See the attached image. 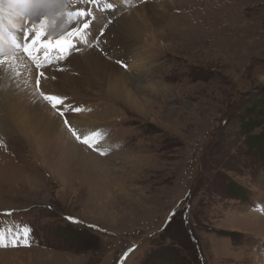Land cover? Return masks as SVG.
I'll return each mask as SVG.
<instances>
[{"label": "rangeland", "instance_id": "rangeland-1", "mask_svg": "<svg viewBox=\"0 0 264 264\" xmlns=\"http://www.w3.org/2000/svg\"><path fill=\"white\" fill-rule=\"evenodd\" d=\"M16 1L24 9L0 0L7 38L38 22L35 0ZM107 2L113 7L70 5L92 8L95 18L65 59L53 51L39 69L42 90L84 109L68 119L81 134L98 132L106 155L77 144L46 102L27 106L37 69L16 52L24 102L16 126L0 96V135L12 124L0 143V229L30 228V246L0 249V264H114L126 243L138 245L122 264H264V0ZM42 7L47 35L77 26L63 7ZM133 10L130 31L140 35L131 57L140 68L118 65L138 79L113 82L111 92L95 60L81 58L91 50L114 59L106 39L97 47L101 26L129 21ZM124 34L121 45L133 38ZM34 55L44 59L42 50ZM25 70L28 83L19 78Z\"/></svg>", "mask_w": 264, "mask_h": 264}, {"label": "snow or ice", "instance_id": "snow-or-ice-1", "mask_svg": "<svg viewBox=\"0 0 264 264\" xmlns=\"http://www.w3.org/2000/svg\"><path fill=\"white\" fill-rule=\"evenodd\" d=\"M40 7H37L33 12V17L35 21H25V24H30V27H22L20 31L22 35L18 38L15 34L10 36L11 45L13 47V56L12 60L16 59L15 53L17 51H22L35 65L37 69V75L35 79V89L36 95L38 98L46 102L51 109H53L57 115L62 119L63 127L70 134L71 138L80 145H83L92 151L98 152L99 155H106V152L100 149L96 143V137L99 136L98 132H91L88 134H81L76 128L73 127L71 121L68 119L67 112L80 113L84 111L83 108L79 106H71L67 104V98L61 96L60 94H49L42 90V78H46V74L42 71H39L40 68L44 67L46 64H51L53 51L58 53V60L65 59L64 53L71 51L73 48L72 38L78 35H81L83 31L87 30L92 23V20L89 19L95 18L93 15V9L88 7H77L75 10H67L70 5L76 3V0H35ZM148 0H139V3L146 4ZM46 3H55L60 7L66 9L63 13L64 16L68 18L67 23H71L73 18L77 20V26L73 27L70 31L63 33L62 35L55 37L53 35H47V14L44 11L42 5ZM80 4L83 5H95L102 6V8L110 9L113 7L111 3H108L107 0H79ZM112 23L111 20H105L100 29V35H104V30L109 27ZM52 27H56V21H52ZM47 35V38L44 37ZM41 50L44 51V59H39L38 56L34 53H38ZM6 62H9V57L6 53H3L2 48H0V65H4ZM123 68H127V63L119 58L115 61ZM53 79H55L53 77ZM5 215H12V212H6ZM68 219L74 223H78L72 217ZM31 229L24 227L13 231L8 229L5 232L3 229H0V249L5 248H16V247H28L29 234ZM129 252L131 249L128 250ZM128 255V252L124 254Z\"/></svg>", "mask_w": 264, "mask_h": 264}, {"label": "bare ground", "instance_id": "bare-ground-1", "mask_svg": "<svg viewBox=\"0 0 264 264\" xmlns=\"http://www.w3.org/2000/svg\"><path fill=\"white\" fill-rule=\"evenodd\" d=\"M5 3L8 1V0H3ZM2 2V1H1ZM9 2L11 3L12 6H17L16 10L17 11H21V9H24L22 8V6L19 5V3L16 1V0H9ZM33 4V3H32ZM5 5V4H4ZM33 9H32V13L34 12V10L37 8V7H40L41 5H38L37 3L33 4ZM116 8V7H115ZM3 13V11H2ZM16 12L14 11V13L12 14L13 16H9L7 14V18L8 20H11L13 17H14V14ZM20 13V12H19ZM131 13V12H130ZM136 11L133 10L132 11V14H130L131 18L128 20L123 21L122 20V17L121 18H118V17H115V19L112 20V24L104 30V37H101V38H97L99 42L97 47L98 46H101L102 44V39H106V42L108 41V45L107 46H103V49L105 51V53L107 54H114L116 55L114 57V59H111L109 60L108 58H102L98 53H93V51H88V54H89V57H87V61L84 59V58H81L82 61H85L86 63H88L90 60H95V63H96V68H97V74L99 76H101L102 79H104L106 81V85H107V88L112 92L114 90V85H113V82H119L121 85L124 86V83L127 81V77H129V80L132 81V80H137L138 78H135V75L134 73H132V71H123L121 70V68L119 67V65L115 62L117 58L123 60V61H127L128 59L130 60L129 64L132 66L133 70L134 69H138L140 68V60L141 58L139 59L138 58V54L137 56H133L135 57V60H133V57H131V55L133 54V52H136V48L135 46L138 45V41H136L135 39H137V35H140L139 32L134 31V29H137L138 27V20H139V16L136 15ZM24 15V13H23ZM22 15V16H23ZM27 15V14H26ZM108 15V14H107ZM134 15V16H133ZM20 16V15H19ZM51 19H52V16H50ZM105 17V16H104ZM16 18V17H15ZM28 17H26V20H27ZM30 19V17H29ZM50 19V18H49ZM50 19V21H51ZM106 19V18H105ZM104 19V20H105ZM108 19V18H107ZM106 19V20H107ZM145 19V18H144ZM142 19V20H144ZM13 20V19H12ZM21 20V19H20ZM32 20V19H31ZM141 20V21H142ZM23 21V20H21ZM28 21V20H27ZM101 21V20H100ZM18 22V21H17ZM49 22V21H48ZM52 22V21H51ZM105 22V21H104ZM100 23V22H99ZM132 24V27L134 28L133 31H130V26L129 24ZM141 25H142V22H140ZM19 24V23H18ZM24 24V23H23ZM49 24H51L49 22ZM10 25V24H9ZM4 27V26H3ZM69 27V26H68ZM11 28V26H10ZM14 28V27H13ZM51 28V27H50ZM140 28H142L140 26ZM2 31V25H1V22H0V48H2V51L3 53H6L9 57V62H6L4 65H0V83H2L3 85H0V89H1V93H0V96H3V102H4V105H5V110L8 111V115H10V112L13 114V117L11 116V119H13V121L15 122L14 125L16 126H21L20 122H17L16 119L19 118V114L21 113V110H22V107L20 109L17 108V105L21 106V104H18V103H22L24 102L23 100H20V95L18 94V90L19 88V85H21L17 75L15 74L16 72H18L19 68L22 67L23 65V61L21 60V57L17 56L16 53H15V56H16V59L15 60H12V56H13V49L11 50V41H10V38H7L6 36L3 35V33L1 32ZM69 31V30H68ZM67 32V31H65ZM124 32H126L127 34L133 36V38L127 42H124L122 45V40H128L126 39V35L124 34ZM144 32V31H143ZM21 33V32H20ZM54 33V32H52ZM7 34V33H6ZM134 34H137V35H134ZM113 35V36H112ZM125 37V39H123ZM47 38V37H46ZM122 38V40H121ZM135 38V39H134ZM139 40V38H138ZM145 42H146V39H145ZM105 44V43H104ZM102 47V46H101ZM95 48V47H94ZM11 50V51H10ZM43 51V50H42ZM20 53V52H19ZM39 55H40V52H39ZM43 55V54H42ZM80 54H78L77 56H79ZM113 55V56H114ZM75 57V56H73ZM29 59V58H28ZM75 59L79 62V59L75 57ZM59 61V60H58ZM53 63V62H52ZM30 64V63H29ZM58 64V63H57ZM32 65V63H31ZM30 65V66H31ZM130 66V67H131ZM32 67V66H31ZM65 68V67H64ZM132 68L130 70H132ZM79 69V68H78ZM91 69V68H90ZM129 69V68H128ZM15 71V73H14ZM22 72V70H21ZM19 74V78H22L23 77V81H26L28 83V78L26 77H29L27 76L28 75V71L25 70L24 74L25 75V79H24V75L23 73ZM19 73V72H18ZM30 75V73H29ZM29 86V85H28ZM112 89V90H111ZM32 90V89H31ZM34 90V89H33ZM45 90V89H44ZM43 90V91H44ZM46 91V90H45ZM44 91V92H45ZM27 92V90H26ZM32 92V91H31ZM47 92V91H46ZM30 93V92H29ZM35 93H36V90H35ZM53 93V92H52ZM28 94V92H27ZM64 94V93H63ZM22 97L24 96L22 93H21ZM61 95V94H60ZM27 97V96H26ZM34 98L36 100L34 101H28L27 102V106L32 110V108H40L41 106H39V104L42 105V102L45 104L44 101L40 100L38 98V96L34 94ZM33 98V99H34ZM74 101V100H73ZM71 101V102H73ZM70 102V100H69ZM78 103V101H77ZM48 105V104H47ZM46 105V106H47ZM48 107V106H47ZM51 109V107H50ZM15 110V111H14ZM53 110V109H51ZM4 111V109L2 110ZM54 113H56L54 110H53ZM33 113V112H32ZM81 113V112H80ZM83 113V112H82ZM81 113V114H82ZM14 114L18 115L14 118ZM71 115V114H70ZM52 116V115H51ZM10 117V116H9ZM10 119V120H11ZM38 120H41V119H37L36 120V123L38 124L39 121ZM21 121V120H19ZM83 121V119H82ZM71 124H72V121H71ZM73 125V124H72ZM10 127H12V124L11 122H9L8 126L6 127H3V129H1V135H0V143L2 142L1 140L3 138H7L9 137V134H6L7 132H9L8 130L10 129ZM46 127L49 128V132H52L54 128H56V125L54 123H46ZM22 129V128H21ZM21 129H19L20 131H22ZM60 130V129H59ZM66 130V129H65ZM68 133V132H67ZM69 134V133H68ZM70 135V134H69ZM71 137V136H70ZM11 140V139H10ZM10 140L8 141H5L7 143L10 142ZM71 142L72 140L69 139ZM80 145V144H79ZM83 146V145H82ZM7 147V146H6ZM84 147V146H83ZM89 151V150H88ZM87 151V152H88ZM103 159V158H102ZM126 249V248H125ZM124 249V250H125Z\"/></svg>", "mask_w": 264, "mask_h": 264}, {"label": "built area", "instance_id": "built-area-1", "mask_svg": "<svg viewBox=\"0 0 264 264\" xmlns=\"http://www.w3.org/2000/svg\"><path fill=\"white\" fill-rule=\"evenodd\" d=\"M128 239L126 237H124V240H123V244L127 241ZM138 244V243H137ZM132 245H134L133 243H126V249L129 248V247H132ZM125 249V250H126ZM125 250L123 251V249L121 250V252L118 254V257L115 259L114 261V264H117L118 260L123 256V253L125 252Z\"/></svg>", "mask_w": 264, "mask_h": 264}, {"label": "trees", "instance_id": "trees-1", "mask_svg": "<svg viewBox=\"0 0 264 264\" xmlns=\"http://www.w3.org/2000/svg\"><path fill=\"white\" fill-rule=\"evenodd\" d=\"M262 146H264V145L262 144Z\"/></svg>", "mask_w": 264, "mask_h": 264}]
</instances>
